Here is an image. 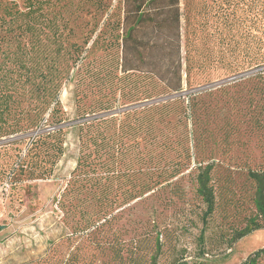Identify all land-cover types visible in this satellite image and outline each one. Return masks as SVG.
<instances>
[{
    "label": "trees",
    "instance_id": "trees-1",
    "mask_svg": "<svg viewBox=\"0 0 264 264\" xmlns=\"http://www.w3.org/2000/svg\"><path fill=\"white\" fill-rule=\"evenodd\" d=\"M206 7L207 12L210 6ZM239 7L248 14L250 36L258 31L264 49V0L215 4L211 14L220 22L216 34L221 35L219 26L230 28L241 21ZM182 17L181 0H0V149L22 151V143L26 147L15 164L0 166V180L8 179L12 187L24 178H51L64 153L66 127L58 96L63 80L93 48L109 51L112 59L111 65L101 68L111 83L107 92L91 105L76 99L77 121L71 126L78 128L79 156L58 202L62 209L77 213H63L68 232L55 242L57 249L62 245L80 248L86 242L99 247L120 243L116 238L103 242L93 236L104 225L93 215L123 211L161 182L174 185L172 180L187 170L194 171L196 194L205 205L203 221L214 212L213 165L196 161L191 168V147L175 137L180 126L187 127V116L197 123L199 92L186 95L187 106L185 95L142 104L182 92L184 81L190 83L191 72L201 66L191 55L200 46L209 21L190 17L182 56ZM224 43L230 51L239 45L236 41L232 47L230 40ZM261 59L238 60L235 66L264 62V53ZM20 69L37 73L36 103L25 105L14 99L11 74ZM177 101L182 105L179 111L174 106ZM119 107L125 109L117 112ZM37 129L35 136H25ZM170 153L177 155L170 158ZM248 176L255 183V214L237 231V238L264 228V171L249 170ZM68 199L77 202L66 205ZM239 264H264V246Z\"/></svg>",
    "mask_w": 264,
    "mask_h": 264
},
{
    "label": "rangeland",
    "instance_id": "rangeland-1",
    "mask_svg": "<svg viewBox=\"0 0 264 264\" xmlns=\"http://www.w3.org/2000/svg\"><path fill=\"white\" fill-rule=\"evenodd\" d=\"M220 2L181 0L182 56L185 54L183 34L189 28L190 17L202 23L209 21L210 26H205V33L201 34L200 46L191 55L201 66L191 72L190 83L184 81L182 92L142 103L185 95L183 104L187 106L186 95L199 92L197 123L187 116V127L180 126L175 137L191 147L194 157L191 168L196 161L213 165L215 209L207 221L202 218L205 205L196 194L194 171L187 170L172 180L175 186L161 182L153 192L137 198L123 211L93 215L104 223L93 236L103 242L116 238L120 243L112 246L108 242L99 247L86 242L80 248L55 247V242L68 232L61 218L63 213H77L69 207L62 209L58 202L79 156L78 128L71 126L77 121L74 120L76 99L86 105L95 104L111 84L108 73L101 70L112 64L110 52L93 48L83 64L78 65L79 69L72 71L60 86L58 96L66 138L64 153L51 178L21 176L24 179L13 187L8 179L0 180V264H181L184 260L189 264H239L264 246V228L236 237L237 231L255 214V183L248 172L264 171V62L250 67L235 66L238 60L252 57L259 58L256 62L261 61L264 49L258 31L250 36L248 14H244L242 7H239L241 21L230 28L219 26L221 35L216 34L220 22L211 12ZM207 5L210 8L206 12ZM207 31L210 36H206ZM222 37L224 42L230 40L232 47L239 42L238 47L230 51ZM114 68L117 73L115 62ZM11 75L15 81V101L25 105L36 103L37 73L31 75L20 69ZM174 106L181 110L180 101ZM123 109L119 107L116 111ZM175 120L172 118L173 123ZM38 131L25 136H35ZM20 146L22 151L0 149L1 167L15 164L24 156L25 143ZM176 155L170 153L169 157ZM68 200L66 205L77 202ZM78 219L77 216L75 221Z\"/></svg>",
    "mask_w": 264,
    "mask_h": 264
}]
</instances>
